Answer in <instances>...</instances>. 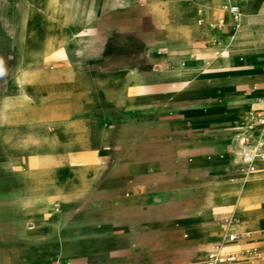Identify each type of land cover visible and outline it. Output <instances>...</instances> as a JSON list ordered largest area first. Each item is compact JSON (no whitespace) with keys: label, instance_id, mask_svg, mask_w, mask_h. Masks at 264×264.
I'll return each mask as SVG.
<instances>
[{"label":"crops","instance_id":"0c3cea01","mask_svg":"<svg viewBox=\"0 0 264 264\" xmlns=\"http://www.w3.org/2000/svg\"><path fill=\"white\" fill-rule=\"evenodd\" d=\"M243 3L256 13L254 19L241 26L239 43L235 44L230 36L225 5L237 4L236 0H0V201L5 200L6 195L10 197L12 191L9 169L15 167L17 179L16 170L20 169L23 159L13 160L10 154L29 152L27 143L22 142L23 135L27 128L33 129L45 120L44 108L55 109L57 116L61 113V104L72 106L74 110L81 108L83 112L78 109L66 119L87 120V106L92 102L108 103L107 92L92 97L90 90L93 74H101L96 78L99 88L107 82L109 55L121 57L122 64H131L130 70L137 74H152V66L157 64L167 66L166 70L172 73L185 60L199 58L195 76L189 80L176 76L180 80L178 86H165L169 90L158 96L159 101L187 106L213 103L220 97L236 98L231 108L219 110L212 117L218 122L227 118L233 125L227 132L228 146L222 164L228 168L237 163L231 159V141L243 124L234 122L244 121L251 109L264 108V0ZM220 17L225 20L223 27L212 28L210 22ZM200 18H204L202 23ZM250 26H256L257 36L244 34V29ZM19 28L23 38L21 45L17 37ZM214 54L220 56L214 60ZM172 64L176 65L170 70ZM16 65L34 74L32 90H36L29 103H26L28 95H13L16 85L12 73ZM126 70L123 65L116 72ZM61 89L68 90L66 102L60 100ZM173 89L179 91L173 93ZM45 90L50 93L47 100L40 95ZM148 97L154 103L155 95ZM202 115L203 112H198L195 118ZM189 149L190 146L186 151ZM2 153L8 154L7 157ZM26 165L28 167V162ZM201 174V182L212 177L210 171ZM257 176L253 185L260 187L259 194L244 213L245 230L241 233L250 232L243 240L248 238L250 243H261L252 248H264V206L257 205L264 199V169L257 172ZM235 179L233 177V182L228 184L227 198L235 196ZM121 186L122 202L116 212H108L106 201L96 202V194H91L92 208L74 214L60 211L58 228L46 238L27 236L22 218L14 233L4 225L3 235H0V264H193L191 261L201 249L218 240L216 230L209 228L218 223L206 224L205 221L213 220V216L208 215L223 209L217 207L211 213L202 207L174 227L167 210L162 213L149 210L142 214L148 219L141 221L140 211L126 209L125 201H133L143 189L134 179L122 182ZM45 201L35 200V204ZM50 204L47 203L48 207ZM52 213L48 208V214ZM230 216L235 218L234 214ZM205 228L209 231L205 232ZM173 230L179 232L190 247L173 246ZM227 231L240 232L231 225L227 229L225 225L223 235ZM251 234L256 236L251 237ZM161 238L163 240H159ZM244 246L242 241L239 248ZM247 262L264 264V258L233 264Z\"/></svg>","mask_w":264,"mask_h":264},{"label":"rangeland","instance_id":"374dc122","mask_svg":"<svg viewBox=\"0 0 264 264\" xmlns=\"http://www.w3.org/2000/svg\"><path fill=\"white\" fill-rule=\"evenodd\" d=\"M244 1L236 0L239 9L245 7L254 16L256 13L254 8L243 3ZM28 2L31 1L28 0ZM227 12L226 17L229 23ZM256 30V26H250L244 29V34L255 37L258 35ZM17 37L18 44L21 45L23 39L21 38L20 28ZM114 52L116 51L114 50ZM218 56L220 55L216 54L215 56L214 54L213 59L215 60ZM225 59L227 58L225 57ZM121 61V57L108 56L107 82L103 83L101 88L98 87L99 84L96 80L98 75L101 74H93V87L90 90L92 97L107 92L108 103L100 105L92 102L91 105L87 106L86 113L89 114L87 120L66 119V124L58 126L59 147H43L40 144L28 143L27 149L34 150L33 152L12 153L10 156L13 160L22 157L20 168L25 170L27 169L26 163L33 154L60 155L63 153L62 150L65 146L68 145L65 148H70L76 137L84 136L88 142L80 145L73 144L70 149L74 150V152H71L74 154L87 150L86 153L90 157V161L93 162L92 181L80 195L74 196L71 194L68 205H64L60 200H57L56 208L51 203L49 207L51 212L59 209L61 212H66V214L70 211L74 214L75 211L79 213L82 210L90 209L92 205L89 202V197L91 194H96V202L105 200V208L108 212L114 213L120 208L122 202L119 195L122 182L134 179L139 184L138 187L143 189V192H138L133 201H125V208L128 210L138 209L141 213V221L148 219L147 216L142 214H147L149 210L154 209L160 213L167 210L172 215L170 219L172 220V227H174V224H178L182 218L192 217L202 207L205 211L211 210V213L214 208L219 207L223 210L209 214L208 216H213V220L205 221V223H218L209 228L216 230L219 236L218 240L214 242L222 241L226 219L231 214L235 215L232 222L237 219L233 205L237 203L238 198L236 196L226 197L229 190L228 184L233 182V177L245 176H243L238 163L230 165L228 167L229 171H227V167L223 166L222 159L226 155L228 146L227 132L233 125L229 123L227 118L218 122L215 117H212V114L224 108H231L236 98L220 97L213 103L204 105L162 104L158 96L169 90L165 86L171 84L178 86L180 80L176 76L186 80V77L178 69L182 66L196 70L195 65L200 61L199 58L191 61L185 60L184 64H180L179 68L173 70L172 73L167 71V66L163 64L154 65L152 66V74L134 73L130 70L131 64L125 65ZM123 65L127 70L116 72ZM175 65L172 64L170 70L174 69ZM18 66L16 65L15 69ZM111 76H118L117 81L111 82ZM104 81L102 80V82ZM29 85L32 88V81L29 82ZM35 90L33 89L27 96L26 103L32 100ZM178 91V89L172 90L173 93ZM60 92L61 102H66L68 100V90L61 89ZM15 93L16 90H13V95ZM49 94L45 90L40 95H44V100H47ZM151 95H155L154 103L149 100L148 96ZM47 110L48 112H45ZM77 110L83 112L81 108H77ZM77 110H74L72 106L68 108L67 105H60V114H65L66 118L72 116ZM51 111L50 107L42 110L45 114L56 113L55 109L54 112ZM198 112H203V115L195 118V114ZM188 115L191 117L186 118ZM243 122L239 120L234 124H243ZM182 128L187 133L181 131ZM233 133H236L235 127ZM231 143L233 146L235 145L234 138ZM189 146L191 149L186 151ZM7 155L2 153L3 157H7ZM45 168L47 167H41L40 172H44ZM69 170L70 167L64 171ZM204 171H210L212 177L201 182L203 180L201 179V173ZM9 172L13 184L10 197L6 195V199L0 201V235H3L4 225L13 233L18 231L19 221L21 218L24 219L19 176L16 171L17 179L15 178V167L10 168ZM128 191H133V189H128ZM124 195L128 197L127 194ZM96 202L92 204H96ZM257 205L259 207L264 206V199H260ZM160 220L163 219L160 218ZM232 222L231 227L244 232L243 225L235 227L234 225L237 222L235 224H232ZM209 228H205V232H208ZM252 231L255 232L256 230L253 229ZM255 236L256 234H251V237ZM171 241L172 245L178 248L190 247L189 242L183 239L182 235L175 230L171 233ZM242 241L245 246L239 248ZM233 243H238L237 249L229 250L236 251L237 261L235 262H245L244 255L241 253L249 248L261 245V243H250L248 238L244 240L240 238ZM214 247L213 245L205 246L191 263L202 262ZM223 264H233V262ZM247 264L250 263L247 262Z\"/></svg>","mask_w":264,"mask_h":264},{"label":"bare ground","instance_id":"6f19581e","mask_svg":"<svg viewBox=\"0 0 264 264\" xmlns=\"http://www.w3.org/2000/svg\"><path fill=\"white\" fill-rule=\"evenodd\" d=\"M30 1L33 2L34 0ZM159 2H162V0H159ZM246 9L247 8L245 7L240 8L239 19L234 18L230 11L227 12L231 31L230 36L235 44L239 43L238 33L241 26L244 25V22L248 21L249 23V20L254 19V16ZM178 71L186 77V80H189L195 76L197 70L181 66ZM33 75L34 74H30L27 69L21 68L20 66L14 70L12 79L13 83L16 85L17 96L23 97L31 93L32 88L30 87L29 82L32 81ZM117 78L118 76H111L110 81L116 82ZM45 112H48V110ZM44 118V123L37 125L33 129L31 127L27 128L26 134L23 135V143L40 144L43 147L58 146L57 127L66 124V115L60 114L57 116L56 113H54V115L48 113L47 115L45 114ZM86 142H88L86 137L79 136L75 138L72 144H70L72 146L73 144L80 145L85 144ZM65 147L62 150L63 153L60 155L33 154L29 157L27 169L23 170L20 168L16 170L21 183V205L24 214L25 232L29 237L46 238L58 228L61 212L57 209L52 214H48V202H51L55 207L57 200H60L64 205H68L70 195H80L90 184V181H92L91 174L93 172V162L90 161V157L86 153L87 150L74 154L71 153L74 152V150ZM231 155V159L235 160L237 163L240 162L241 156L238 147H231ZM44 166L47 168H45L44 172H40V168ZM69 167V171H64L65 169L68 170ZM257 178V173L245 177L237 176L233 183L236 187L234 194L238 198L236 200L237 203L234 205L237 219L232 222V224L237 222L234 225L235 227L245 224L244 213L249 208L254 196L259 194L260 187L253 185ZM35 200L46 201L40 203V205H36ZM237 244L238 243L233 242L222 243V241L218 243L214 242L212 245L215 247L212 250L210 249V252H214L218 249V246L219 250L224 253L229 250L237 249Z\"/></svg>","mask_w":264,"mask_h":264},{"label":"built area","instance_id":"2783aa9c","mask_svg":"<svg viewBox=\"0 0 264 264\" xmlns=\"http://www.w3.org/2000/svg\"><path fill=\"white\" fill-rule=\"evenodd\" d=\"M225 8L229 10L235 18L239 17V6L237 4H226ZM204 18H200L202 23ZM225 24L224 18L220 17L217 20L210 22L212 28H221ZM235 143L240 150V162L243 176L254 174L264 169V108H255L247 112L243 125L235 136ZM230 216L226 219L227 229L231 225ZM249 236V233H241L227 231L222 238V243L236 242L238 239ZM218 249L214 252H209L202 264H223L226 262L237 261V253H223ZM245 260L255 262L264 258V248H250L241 253Z\"/></svg>","mask_w":264,"mask_h":264}]
</instances>
